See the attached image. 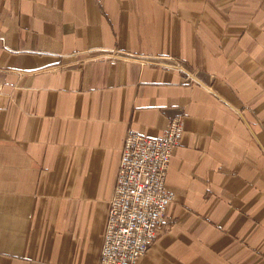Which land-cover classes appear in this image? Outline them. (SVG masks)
Wrapping results in <instances>:
<instances>
[{"label":"crops","instance_id":"0c3cea01","mask_svg":"<svg viewBox=\"0 0 264 264\" xmlns=\"http://www.w3.org/2000/svg\"><path fill=\"white\" fill-rule=\"evenodd\" d=\"M174 118L136 264H264V0H0V264H99L127 131Z\"/></svg>","mask_w":264,"mask_h":264},{"label":"built area","instance_id":"2783aa9c","mask_svg":"<svg viewBox=\"0 0 264 264\" xmlns=\"http://www.w3.org/2000/svg\"><path fill=\"white\" fill-rule=\"evenodd\" d=\"M183 133L181 118L172 119L157 138L127 131L99 264H136L164 232L174 199L166 179Z\"/></svg>","mask_w":264,"mask_h":264}]
</instances>
